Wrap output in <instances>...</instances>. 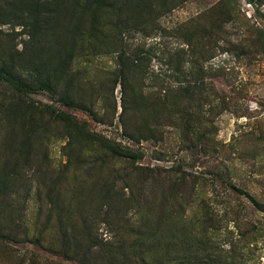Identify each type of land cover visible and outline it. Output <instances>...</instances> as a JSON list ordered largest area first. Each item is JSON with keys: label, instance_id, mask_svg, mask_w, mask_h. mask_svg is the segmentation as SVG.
<instances>
[{"label": "rangeland", "instance_id": "374dc122", "mask_svg": "<svg viewBox=\"0 0 264 264\" xmlns=\"http://www.w3.org/2000/svg\"><path fill=\"white\" fill-rule=\"evenodd\" d=\"M0 67V264H264V0H0Z\"/></svg>", "mask_w": 264, "mask_h": 264}, {"label": "trees", "instance_id": "16d2710c", "mask_svg": "<svg viewBox=\"0 0 264 264\" xmlns=\"http://www.w3.org/2000/svg\"><path fill=\"white\" fill-rule=\"evenodd\" d=\"M92 1L96 5V7H101L104 4V0H92ZM0 80L3 81L5 84H7L14 91L19 92V93H27L32 90H44V89L51 90V82L48 80L41 82L37 87H33L32 85L24 82L23 80L19 79L18 77H16L12 73L6 71L5 69L1 67H0ZM63 102L67 105L77 106V105H74L71 99L69 98L65 99V101ZM56 116L60 118L62 121H64L68 127L71 125H74L69 115H66L64 113H58L56 114ZM85 136H87V138L89 137V140L91 142H93L95 145L100 146L105 151H107L109 154L121 155V156L129 157V158L136 157L135 153H132V152L126 153L121 147H119L117 144L113 143L112 141L106 138L98 137L88 132L85 133ZM0 236L2 235L0 234Z\"/></svg>", "mask_w": 264, "mask_h": 264}]
</instances>
